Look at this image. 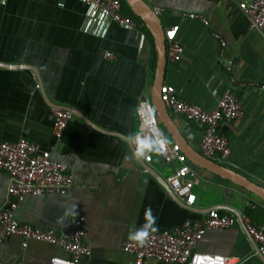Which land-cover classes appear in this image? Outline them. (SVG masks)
<instances>
[{"label": "crops", "instance_id": "crops-1", "mask_svg": "<svg viewBox=\"0 0 264 264\" xmlns=\"http://www.w3.org/2000/svg\"><path fill=\"white\" fill-rule=\"evenodd\" d=\"M144 1L164 29L178 26L176 40L183 54L176 64L166 54L164 86L179 99L214 109L227 85L226 63L232 62L233 93L243 115L220 123L230 154L215 163L264 188V33L239 8L250 0ZM188 14L204 17L208 26ZM98 18L79 0H0V63L36 70L0 68V143L31 141L66 165L73 179L66 195L25 197L14 213L16 220L61 234L71 229L72 218L84 217L90 255L82 264H134L122 245L145 223L148 207L156 217V232L171 231L215 206L235 209L255 227L264 224V202L236 185L192 165L200 180L193 187L195 202L187 208L166 184L172 165L131 158L124 137L138 131L132 109L150 98L155 48L139 26L130 30ZM213 34L226 42L223 56ZM52 107L74 109L89 123L74 116L57 138ZM170 116L201 154V130ZM9 184L0 170V209ZM197 249L228 257L233 264H264L240 223L226 231H206ZM51 256L68 255L34 241L23 249L18 237L0 243L1 262L47 264Z\"/></svg>", "mask_w": 264, "mask_h": 264}, {"label": "built area", "instance_id": "built-area-1", "mask_svg": "<svg viewBox=\"0 0 264 264\" xmlns=\"http://www.w3.org/2000/svg\"><path fill=\"white\" fill-rule=\"evenodd\" d=\"M79 1L99 18H104L117 27L137 29L134 21L122 14L120 0ZM239 8L247 15L252 27L264 33V0L243 1ZM186 16L189 19H198L202 25L208 26V21L202 16L194 14ZM177 31L178 26L164 30L166 54L171 64L180 62L183 54V47L176 40ZM213 38L219 45V55L223 56L226 42L218 34H213ZM104 57L111 60L113 55L106 52ZM225 72L226 88L216 107L211 110H203L197 105L179 99L171 87L163 85L162 89L163 100L169 114L174 115L179 124L186 127L193 125L201 130V154L214 162L224 161L230 154L228 140L220 132V123L239 121L243 115L242 103L233 93L236 81L232 76L231 61H227ZM260 88L264 90V85ZM50 114L54 135L59 138L74 115L70 110L58 107H52ZM156 120L163 131L157 116ZM137 121L138 131L146 132L147 129H140V122L138 119ZM143 161L146 164L157 162L160 165H172L173 171L166 178L167 186L185 205L194 204L196 196L193 187L199 182L200 177L177 144L169 142L160 154H151ZM0 170L6 172L10 179L6 201L0 209V243L11 237H18L23 249L27 248L30 241L45 243L68 255L51 256L47 264H82V259L90 255V248L84 242V217L72 218L71 229L56 234L52 230H41L20 223L14 216L19 204L27 196L66 195L73 185L72 176L66 165L52 160L50 153L41 150L37 144L20 139L15 143H0ZM240 221L256 244L258 252L264 256V224L255 227L244 215L240 216ZM236 223H239V220L234 214L211 210L198 219L184 221L171 231L153 233L144 247H137L129 240L125 241L122 250L134 256V264H233L230 258L223 255L199 251L197 245L206 231H226ZM0 264L23 263L21 260H12L0 261Z\"/></svg>", "mask_w": 264, "mask_h": 264}, {"label": "water", "instance_id": "water-1", "mask_svg": "<svg viewBox=\"0 0 264 264\" xmlns=\"http://www.w3.org/2000/svg\"><path fill=\"white\" fill-rule=\"evenodd\" d=\"M127 5L130 7L133 14L141 19L144 23L145 27L148 29L150 35L153 39V44L156 53V63H155V70L153 75L152 85L150 87V98L145 99L149 101L156 109L157 119L162 127V129L166 132L169 136L171 141L177 144L181 151L186 155L188 161L191 165L198 169L205 170L212 175L217 176L218 178L227 181L233 185H236L248 193L254 195L255 197L259 198L261 201L264 202V188L260 187L259 185L251 182L244 176L234 172L231 169H228L224 166H221L214 161L204 157L202 154L195 151L185 140L184 136L182 135L180 129L171 118L169 111L167 109L166 103L163 100L162 96V89L164 85V73L166 67V45L164 39V27L156 14V12L148 5L144 0H125ZM0 68L3 69H18V68H25L29 69L33 72H36L35 68L28 65H9L0 63ZM53 106V105H52ZM70 110L75 117L80 118L85 123H89L85 117H83L79 112L74 109L64 108ZM100 130V129H99ZM145 168H149L147 165H144ZM175 199L182 205L187 208L189 206L183 204L180 199L175 197ZM211 210H223L234 214L242 229L246 232L244 225L240 221V213L235 209L226 206H215L206 209L204 212L207 213ZM247 233V232H246ZM248 235V233H247ZM249 239L252 241L257 254L260 258L264 259L257 249L256 244L248 235Z\"/></svg>", "mask_w": 264, "mask_h": 264}, {"label": "clouds", "instance_id": "clouds-1", "mask_svg": "<svg viewBox=\"0 0 264 264\" xmlns=\"http://www.w3.org/2000/svg\"><path fill=\"white\" fill-rule=\"evenodd\" d=\"M133 117L140 122V129H147L146 132L140 130L136 134H128L124 137L125 142L131 147V158L140 161L148 158L151 154H160L169 143L168 137L159 128L156 120L155 107L145 101H140L132 109ZM191 139L192 136L190 135ZM145 223L138 229L131 231L128 240L137 247H144L149 242L150 236L158 231L156 217L152 213L151 207L145 209Z\"/></svg>", "mask_w": 264, "mask_h": 264}, {"label": "trees", "instance_id": "trees-1", "mask_svg": "<svg viewBox=\"0 0 264 264\" xmlns=\"http://www.w3.org/2000/svg\"><path fill=\"white\" fill-rule=\"evenodd\" d=\"M121 2V10L122 13L126 16H130L132 18V20L134 21V23L140 27V31L144 33L145 37L153 44V39L152 36L150 35L148 29L145 27L144 23L141 21V19L137 16H135L133 14V12L131 11L130 7L127 5V3L125 2V0H120ZM154 45V44H153ZM155 69V65L153 70ZM220 212H222L221 210H219Z\"/></svg>", "mask_w": 264, "mask_h": 264}]
</instances>
